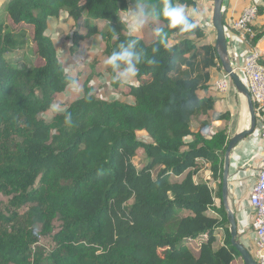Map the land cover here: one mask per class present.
Instances as JSON below:
<instances>
[{
    "label": "trees",
    "instance_id": "trees-1",
    "mask_svg": "<svg viewBox=\"0 0 264 264\" xmlns=\"http://www.w3.org/2000/svg\"><path fill=\"white\" fill-rule=\"evenodd\" d=\"M2 1L0 195L11 197V211L0 210V264H234L241 260L230 244L221 201L229 134L226 127L209 128L205 120L215 105L206 94L214 89L213 81L222 70L206 30L201 26L195 34H181L166 29L170 47L155 54L153 37L147 42L140 34L138 47L154 63L141 64L134 82L113 80L120 98H98L85 82L84 95L66 105L72 114L68 126L63 114L40 116L69 81L76 80L56 58V46L45 34L48 20L65 17L76 27L83 21L94 29L108 20L109 27L120 32L118 11L132 7L133 0L129 5L124 0ZM180 2L189 13L196 9L195 0ZM254 3L258 24L252 26L251 47L264 38V0ZM222 25L229 42V34L237 33L229 28L223 6ZM109 27L100 31L105 58L125 39L121 32L113 40ZM155 27L165 24L161 21ZM27 28L32 30L31 43L41 64L19 68L9 56L25 50ZM78 47L75 40L71 50ZM228 52L234 53L233 43L229 42ZM194 117L202 118L196 131L191 130ZM229 118L224 111L214 115V122ZM139 150L147 164L135 170L131 160ZM202 169L208 176L196 182ZM218 233L222 242L214 247ZM43 238L50 239L48 251L38 245ZM195 243L197 249L191 247Z\"/></svg>",
    "mask_w": 264,
    "mask_h": 264
},
{
    "label": "rangeland",
    "instance_id": "rangeland-1",
    "mask_svg": "<svg viewBox=\"0 0 264 264\" xmlns=\"http://www.w3.org/2000/svg\"><path fill=\"white\" fill-rule=\"evenodd\" d=\"M225 2L226 1L223 2L222 5L223 8L225 7ZM1 5H2V0H0V6ZM263 23L264 22H262V24ZM74 26H75L74 23L65 17L59 19H55V18L49 19L46 24L45 34L50 36L52 42L56 46V52H55L56 58L62 63V66L67 72H69L71 75L76 77V80H78L79 85L82 89L80 93H75L71 91V89L68 86L64 91L58 93L55 96L53 103L59 104L62 107H66L68 102L84 95L85 89L83 88V84L87 81H88L87 82L88 85H92L94 89V95L96 97L105 98L109 100L120 98L121 96L119 95L120 94L119 91L113 87L112 84L113 79L104 72V69L106 67V65L104 64L105 57L101 54L104 42L103 41L95 42V38H94L95 34H101L100 31H102V29L104 31L105 29H107L108 23L106 22L102 23V21L98 22L97 29H94V27L92 26L86 25V22L84 23L83 21H80L77 27ZM27 29H28V39L25 50L15 52L14 54L9 56L10 62L15 64L19 68H30L32 66L41 64V60L36 56L35 48L31 43L32 30L31 28H27ZM75 40L78 41L79 47L76 50H71V46L74 45ZM94 45L100 49L98 52L92 51L91 47H93ZM233 50L235 49L233 48ZM237 53L238 51H236L237 66L240 67L242 65L241 60H243V57L246 55V52L239 51V55ZM90 75H91L90 80H87L90 77ZM241 75L243 77L242 73ZM242 81L245 84L244 77ZM129 82H134V80H130ZM229 88L234 89L232 84L229 86ZM233 107L234 106L231 103V106H229L228 108V110L232 114L234 113ZM243 108L245 110L244 106ZM223 112L224 111L218 110V108L215 107V110H213V112H210L209 118L212 119V122H214V115ZM53 115L54 113L50 111V109L44 113H40V116L45 119H49ZM199 119L196 117L192 118V123H191L192 131L193 130L196 131V128H198V124L200 123L201 120ZM131 164L135 170H139L142 167H144L147 164V158L145 157L144 152L139 150L135 155V157L132 158ZM156 171L157 168L152 170L151 172L152 176L156 174ZM198 176H199L198 174L195 176L196 182L204 181L203 178L200 179L198 178ZM10 198L11 197L0 195V201H1L0 210L2 213L5 214L10 213L11 211V206L9 203ZM222 237H223L222 233L217 234V240L216 243L214 244V247H217L221 244ZM38 245L43 249H45V251H48L50 249V239L43 238L40 240ZM191 247L193 249H197V243L192 244ZM240 263L241 260H236L234 262V264H240Z\"/></svg>",
    "mask_w": 264,
    "mask_h": 264
},
{
    "label": "crops",
    "instance_id": "crops-1",
    "mask_svg": "<svg viewBox=\"0 0 264 264\" xmlns=\"http://www.w3.org/2000/svg\"><path fill=\"white\" fill-rule=\"evenodd\" d=\"M226 1V7L230 0ZM3 2V1H2ZM196 9L199 11L200 15L194 17V19L202 25L206 30L207 41L210 44L214 45L215 42V31L212 27L211 17H212V8L213 0H195ZM104 23V22H102ZM258 24L255 21V24ZM158 24H149L145 27L141 33L142 38L147 42L152 38V29ZM106 30V29H105ZM102 31H104L102 29ZM230 45L233 43V48L238 51H245L246 46L243 41L234 33L229 34ZM229 42H227L229 46ZM262 55V62L264 63V38L255 46ZM230 53V60L232 66H237V56L236 51ZM241 60L242 64L244 62ZM213 74H216L214 71ZM218 78V77H216ZM215 78V79H216ZM207 96H210L214 99L215 107L221 111H228L230 118L228 121H222L218 123L212 122V119L209 118V115L206 116L205 120L210 123V127L213 130L227 128L229 139L238 131L245 130L249 128L248 119H245V111L241 104V100L237 95L236 91L233 89H228L226 93L217 92L215 89L210 90ZM234 106V113L232 114L228 108L229 106ZM210 114V113H209ZM200 118V117H196ZM202 120V118H200ZM199 119V120H200ZM200 120V121H201ZM192 123V120H191ZM258 128L253 131L250 135L246 136L241 142H239L230 154L229 161V176H228V202L231 210L235 215V221L237 226V238L238 240L248 248L252 249L253 246V232L251 231V218L252 211L248 203L249 194L251 188L255 181L256 176V161L260 152L264 148V141L262 139V124L258 121ZM197 130V128H196ZM195 131V130H193ZM208 171L202 169L198 173V178H207Z\"/></svg>",
    "mask_w": 264,
    "mask_h": 264
},
{
    "label": "clouds",
    "instance_id": "clouds-1",
    "mask_svg": "<svg viewBox=\"0 0 264 264\" xmlns=\"http://www.w3.org/2000/svg\"><path fill=\"white\" fill-rule=\"evenodd\" d=\"M187 8L188 6L180 0H160L159 4L153 3V0H133L132 7L118 11L120 16L117 17V22L121 26L120 32L109 27L110 21L106 20L113 40H118L121 32L125 36V39L104 60L107 74L113 80L126 84L138 76L141 64L154 63V60L148 58L145 51L138 47L139 36L149 24H159L161 21L165 24V27L152 29L153 54L159 52L161 48L170 47L166 29L177 30L181 34H195L196 29L202 25H198L193 18L200 13L195 8L189 13ZM94 38L95 42L105 39L103 34H95ZM91 48L93 52L100 50L95 45ZM69 88L75 93L82 91L78 80L75 79L69 81ZM50 111L54 114H63L64 123L68 126L72 125V114L66 107L53 103L50 105Z\"/></svg>",
    "mask_w": 264,
    "mask_h": 264
},
{
    "label": "built area",
    "instance_id": "built-area-1",
    "mask_svg": "<svg viewBox=\"0 0 264 264\" xmlns=\"http://www.w3.org/2000/svg\"><path fill=\"white\" fill-rule=\"evenodd\" d=\"M124 1L129 5L130 0ZM225 9L229 28L237 33L246 46L243 64L240 67H232L243 74L254 106L256 121L262 124L264 141V63L261 53L249 43L254 35L252 26L256 21L257 6L254 0H230L227 7L225 4ZM230 85L229 76L221 70L220 76L213 81L214 89L217 92L226 93ZM255 168V181L248 198L252 211L251 231L254 235V248L251 250L253 259L258 264H264V148L257 158Z\"/></svg>",
    "mask_w": 264,
    "mask_h": 264
},
{
    "label": "water",
    "instance_id": "water-1",
    "mask_svg": "<svg viewBox=\"0 0 264 264\" xmlns=\"http://www.w3.org/2000/svg\"><path fill=\"white\" fill-rule=\"evenodd\" d=\"M222 4L223 0H213L212 8V27L215 31V51L218 60L221 64L222 71L227 74L231 80L241 104L245 107V119H248L249 128L236 132L229 140L224 153L223 171H222V185H221V201L226 212V219L229 224L230 244L240 255L243 264H258L249 251L237 238V226L235 215L231 210L228 202V176H229V161L230 154L235 146L241 142L246 136L250 135L256 127V116L254 106L251 101L246 85L241 80L239 75L232 67L230 55L228 52V44L226 42L224 28L222 25Z\"/></svg>",
    "mask_w": 264,
    "mask_h": 264
}]
</instances>
